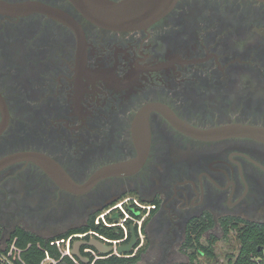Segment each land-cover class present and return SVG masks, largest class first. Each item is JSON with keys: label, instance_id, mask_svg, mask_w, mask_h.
I'll list each match as a JSON object with an SVG mask.
<instances>
[{"label": "flooded vegetation", "instance_id": "af4514ba", "mask_svg": "<svg viewBox=\"0 0 264 264\" xmlns=\"http://www.w3.org/2000/svg\"><path fill=\"white\" fill-rule=\"evenodd\" d=\"M1 1H38L65 16L0 11V93L8 107L0 161L37 152L83 185L108 165L146 154L135 171L83 191L62 186L34 160L0 167L2 238L17 227L49 238L94 220L122 228L123 237L88 230L64 242L98 238L117 247L134 239L129 253L142 260L154 236L155 247L179 244L190 262L184 243L195 220H213L206 241L223 220L231 231L264 228V140L202 138L185 127L264 128L263 1L179 0L135 30L100 27L69 0ZM116 205L137 222L119 224L125 213ZM80 250L99 253L89 244Z\"/></svg>", "mask_w": 264, "mask_h": 264}, {"label": "water", "instance_id": "95a60500", "mask_svg": "<svg viewBox=\"0 0 264 264\" xmlns=\"http://www.w3.org/2000/svg\"><path fill=\"white\" fill-rule=\"evenodd\" d=\"M71 4L82 13V15L92 23L111 30H135L146 28L166 16L176 6L179 0H69ZM263 1L264 0H260ZM0 11L9 13H28L31 11H41L48 15L63 17V12L51 5L28 1L21 3H9L0 0ZM66 19L69 17L66 16ZM71 20V18L69 19ZM0 108L4 114V122L0 125V133L6 125L7 103L0 93ZM191 134L202 138L226 137L229 135L243 134L254 136L264 140V128L249 125H232L201 130L190 126H185ZM146 154L141 152L138 158L119 164L108 165L96 172L88 183L79 185L75 183L58 164L37 152H18L12 154L0 161V167L19 160H34L50 171L57 178L60 184L73 191H83L88 186L97 182L101 178L110 175H118L123 172L129 173L135 171L144 162ZM117 218V215H115ZM89 244L94 246L99 253L103 255L115 252L118 255L126 254L132 251L134 239L126 245L117 247L107 244L98 239L91 238L88 241H76L71 249L72 255L88 262L89 258L83 256L80 245Z\"/></svg>", "mask_w": 264, "mask_h": 264}, {"label": "trees", "instance_id": "16d2710c", "mask_svg": "<svg viewBox=\"0 0 264 264\" xmlns=\"http://www.w3.org/2000/svg\"><path fill=\"white\" fill-rule=\"evenodd\" d=\"M231 221H220V226L224 236H227L231 231ZM214 222L209 217H203L200 220L193 221L188 227V233L184 247L189 254L190 262L179 264H193L198 258V255H206L214 258V245L217 241L216 236H212L206 243L202 241V236L205 232L210 230ZM99 230L101 234L111 238H121L124 235L122 228L108 227L103 224L99 225L94 220L90 224L79 229H73L65 234L52 236L49 238L36 235L29 231L17 227L11 232L9 237L5 240V247H2V235L0 234V264H42L47 257L56 261L55 264H137L140 260V255H117L114 253L103 255L98 253L97 257L94 254L82 252L83 256L88 257L89 261L84 262L81 258L64 254L56 241L64 242L70 233ZM238 239L241 243L239 254L234 262L230 264H264L261 258H264V228H260L256 224H248L238 229ZM20 249V253L14 255L10 253L11 245Z\"/></svg>", "mask_w": 264, "mask_h": 264}, {"label": "rangeland", "instance_id": "374dc122", "mask_svg": "<svg viewBox=\"0 0 264 264\" xmlns=\"http://www.w3.org/2000/svg\"><path fill=\"white\" fill-rule=\"evenodd\" d=\"M109 210L105 209L104 211ZM103 212V211H102ZM125 216V214H123ZM126 217V216H125ZM15 222V221H14ZM119 222V220L117 221ZM14 224V223H13ZM13 225L8 229L11 230ZM57 230L56 226L52 225V233ZM212 235H215L218 239L214 245L215 257L210 258L204 255H198V258L195 260L193 264H230L234 262L237 255L239 254V250L241 248V243L238 239L239 231L233 229L228 233L227 236L223 235V232L220 228L216 227L211 231ZM9 237V233L2 238L3 243L2 247H5V240ZM156 239L152 236L153 246L148 250L147 253L144 254L142 260L138 262V264H178V263H188L189 258L186 253L183 252L181 246L179 244H175L166 249V251H162V248L155 247ZM206 239H208V235H205L202 239L204 243H206ZM60 248L65 254H70L72 249V243H60ZM18 252L14 251V255ZM118 255V254H117ZM126 255V254H122ZM73 256V255H72ZM97 257V255H96ZM56 261L52 260V258L47 257L43 264H55Z\"/></svg>", "mask_w": 264, "mask_h": 264}, {"label": "built area", "instance_id": "2783aa9c", "mask_svg": "<svg viewBox=\"0 0 264 264\" xmlns=\"http://www.w3.org/2000/svg\"><path fill=\"white\" fill-rule=\"evenodd\" d=\"M125 213V216L126 217H130V218H133V220H134V222H137V217H131L130 215H129V213H127V211L125 210V208H124V206H121V205H116V206H114V207H112L113 208V211L114 212H118V211H120L119 210V208ZM106 211H108V210H106ZM109 211H111V208L109 209ZM108 211V212H109ZM126 217H121V218H119V224H122L125 220H126ZM108 224V223H107ZM110 225V224H109ZM126 230V229H125ZM117 241V240H116ZM115 241V242H116ZM61 242H63V241H56V243L58 244V246L60 247V243ZM61 249V248H60ZM62 250V249H61ZM14 251H17L18 252V254L20 253V249H18L16 246H15V243H13L12 245H11V248H10V253H12V252H14ZM63 252V251H62ZM64 253V252H63ZM65 254V253H64ZM45 261V260H44ZM44 263V262H43ZM42 263V264H43Z\"/></svg>", "mask_w": 264, "mask_h": 264}]
</instances>
